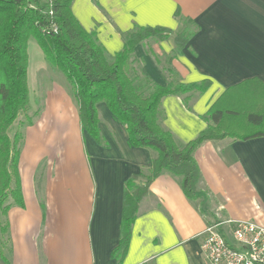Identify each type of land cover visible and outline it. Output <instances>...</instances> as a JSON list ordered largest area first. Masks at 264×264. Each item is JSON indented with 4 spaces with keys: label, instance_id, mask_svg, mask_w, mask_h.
<instances>
[{
    "label": "crops",
    "instance_id": "1",
    "mask_svg": "<svg viewBox=\"0 0 264 264\" xmlns=\"http://www.w3.org/2000/svg\"><path fill=\"white\" fill-rule=\"evenodd\" d=\"M70 8L109 61L137 26L171 31L136 45L134 55L153 83L167 82L166 56H173L180 82H210L186 103L173 94L161 99V125L180 144L207 126L210 107L226 89L246 79L264 82V0H72ZM187 26L192 33L177 53L175 34ZM40 61L29 88L28 57L29 100L34 95L43 110L22 135L23 203L7 212L9 246L0 264H206L200 232L208 224L264 223V136L207 140L194 151L199 199L185 196L179 177L161 172L139 201L125 254L113 257L125 181L149 167L154 151L130 146L105 102L96 105L98 136L89 134L67 79L59 74L46 81Z\"/></svg>",
    "mask_w": 264,
    "mask_h": 264
},
{
    "label": "trees",
    "instance_id": "2",
    "mask_svg": "<svg viewBox=\"0 0 264 264\" xmlns=\"http://www.w3.org/2000/svg\"><path fill=\"white\" fill-rule=\"evenodd\" d=\"M71 1L0 0V229L8 232V221L2 223L1 217L13 204L23 203L18 172L23 137L19 131L12 136L9 131L20 113L29 108L28 40L34 37L50 65L67 79L81 123L89 134L98 136L96 105L105 102L125 128L129 145L154 151L149 167L140 169L124 184L121 236L112 251L113 257L121 260L139 201L155 177L163 171L179 177L185 196L197 200L200 170L194 151L202 142L264 136V82L246 79L226 89L210 107L207 126L195 138L180 144L161 125V99L173 94L182 96L186 103L195 93L204 92L210 82H180L171 67L173 56L165 57V85L153 83L145 72L139 71L135 46L145 40L167 38L171 31L161 26L135 27L127 34L122 50L109 61L95 36L73 15ZM53 25L56 31L52 30ZM42 27L48 31H42ZM191 33L187 26L175 34L177 53ZM152 53L162 65L161 57ZM135 179L138 182L133 184ZM3 253L0 245V255Z\"/></svg>",
    "mask_w": 264,
    "mask_h": 264
},
{
    "label": "built area",
    "instance_id": "3",
    "mask_svg": "<svg viewBox=\"0 0 264 264\" xmlns=\"http://www.w3.org/2000/svg\"><path fill=\"white\" fill-rule=\"evenodd\" d=\"M51 13V12H50ZM56 31V26H52ZM42 31L48 30L42 28ZM206 264H264V223L250 218L219 219L201 232Z\"/></svg>",
    "mask_w": 264,
    "mask_h": 264
},
{
    "label": "rangeland",
    "instance_id": "4",
    "mask_svg": "<svg viewBox=\"0 0 264 264\" xmlns=\"http://www.w3.org/2000/svg\"><path fill=\"white\" fill-rule=\"evenodd\" d=\"M28 57H29V72H30V74H29V88L33 87V85H32V76L34 75V69H35L34 65L37 64V62H41L40 59H43V62L41 63V65H43V71H44L43 73H44V77H45L46 81L48 80V76H50L51 78H55V77H57V75L59 77L61 75H63V74H61L59 71H57L55 68H53L50 65V63L48 62V60L44 56L40 46L38 45V43H37V41H36V39L34 37H30L29 40H28ZM59 74H61V75H59ZM40 75H41V73H40ZM66 85L68 87L70 86L68 83ZM32 97H34V95ZM32 97L30 96L28 110H26L24 112H21L19 117L15 121V123L12 125V127H11V129L9 131V134L11 136L14 134L15 131H19L23 135L25 130H26L25 128H26V126L29 123L28 120L31 119L33 121L35 119V117H36V114H38V115L41 114L43 108H41L40 112H38L41 106L39 104L38 99H37V102H35V101H33ZM40 97H42V96H40ZM136 182H138V180H136V179L133 180V184H135ZM10 202H13V199H11ZM6 219H7V215L6 216H2L1 217L2 223H4L6 221ZM0 245H1V248H2L3 252L7 251L8 246H9L8 232L5 233L1 229H0Z\"/></svg>",
    "mask_w": 264,
    "mask_h": 264
}]
</instances>
